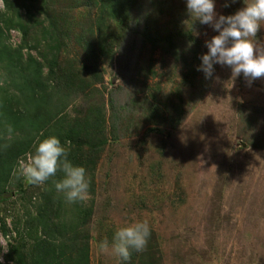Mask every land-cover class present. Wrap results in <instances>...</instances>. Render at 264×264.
<instances>
[{"label": "rangeland", "instance_id": "rangeland-1", "mask_svg": "<svg viewBox=\"0 0 264 264\" xmlns=\"http://www.w3.org/2000/svg\"><path fill=\"white\" fill-rule=\"evenodd\" d=\"M225 1L215 0L218 14ZM170 4L186 7V0ZM61 12L72 21L67 10ZM57 24L60 36L66 35L68 23ZM196 27L190 36L197 41L174 38L168 51L136 31L120 32L112 47L94 43L90 53L72 41L63 48L61 58L86 65L65 111L67 121L74 128L89 123V140L103 143L66 141L67 147L81 145L75 159L90 178L91 198L67 205L91 209V264H264V78L249 83L219 64L206 78L197 70L200 57L218 33L200 22ZM9 34L18 43L20 33ZM257 35L264 42V26ZM46 184L13 178L4 186L0 264H32L38 233L29 230V213H35ZM133 220L150 225L145 251L128 261L100 251L118 226ZM9 254L12 260L5 258Z\"/></svg>", "mask_w": 264, "mask_h": 264}, {"label": "trees", "instance_id": "trees-1", "mask_svg": "<svg viewBox=\"0 0 264 264\" xmlns=\"http://www.w3.org/2000/svg\"><path fill=\"white\" fill-rule=\"evenodd\" d=\"M2 4L0 194L14 178L12 172L17 159L32 151L37 139L54 135L66 146L67 140L76 144L84 141L82 145L89 143L93 147L103 144L97 142L98 139L89 140V123L85 126L75 124V129L67 121L65 111L72 95L79 90V74L86 66H77L65 56L61 58L68 41L77 44L81 52L90 53L94 43L99 49L100 45L112 47L120 32L136 31L141 32L144 42L168 51L169 47H175L170 45L174 38L185 36L186 40L193 41L190 30L197 29L199 22L191 19L187 7L178 8L170 4V0H2ZM225 4L229 6L225 7ZM242 7L243 0H235V3L226 0L223 15L234 14ZM61 9L68 11L72 21L61 14ZM163 17L166 21L162 24ZM57 23H68L66 35L60 36ZM185 24L188 31L184 34ZM11 30L20 33L16 44L10 41ZM160 30H166L167 34L162 37ZM171 54L176 59L177 49ZM98 55L95 53L94 58ZM97 65L95 59L91 65L95 69L94 77L98 76ZM76 146L70 144L68 148L69 159L77 165L74 152L81 149ZM87 151L90 152L88 145ZM60 178L62 173H57L46 182V187L39 193L35 213H29V230L38 233L34 236L29 260L32 264H91L88 229L91 209H82L79 204L67 205L53 184V180ZM21 181L15 182L17 187ZM134 254L135 251L131 255L133 259ZM5 258L12 260L13 256L9 254Z\"/></svg>", "mask_w": 264, "mask_h": 264}, {"label": "clouds", "instance_id": "clouds-1", "mask_svg": "<svg viewBox=\"0 0 264 264\" xmlns=\"http://www.w3.org/2000/svg\"><path fill=\"white\" fill-rule=\"evenodd\" d=\"M243 3L244 7L234 14L222 15L216 12L215 0H186L191 19L212 27L218 33L205 42L208 52L200 57L202 63L197 70L202 71L206 78L213 77L216 64L229 67L234 78L243 74L249 83L264 78V42L257 39L264 26V0H243ZM8 132L11 134V127ZM69 151L57 136L37 139L33 150L19 159L12 176L23 178L30 185H43L57 173H62V178L53 180L56 191L63 194L67 203L87 202L91 198L87 169L74 164L69 159ZM150 237L148 221L133 220L118 226L111 244L104 240L99 249L105 253L111 251L123 261H128L133 251L140 253L146 250Z\"/></svg>", "mask_w": 264, "mask_h": 264}]
</instances>
